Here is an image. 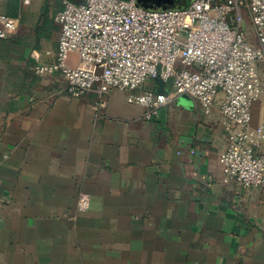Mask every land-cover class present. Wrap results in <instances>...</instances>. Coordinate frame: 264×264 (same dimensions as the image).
<instances>
[{
  "label": "crops",
  "instance_id": "0c3cea01",
  "mask_svg": "<svg viewBox=\"0 0 264 264\" xmlns=\"http://www.w3.org/2000/svg\"><path fill=\"white\" fill-rule=\"evenodd\" d=\"M62 8L0 1L21 20L0 39V264H264V189L225 181L220 101L206 112L180 95L148 122L123 91L103 108L72 97L61 74L34 70L56 60ZM259 76L264 135L263 63Z\"/></svg>",
  "mask_w": 264,
  "mask_h": 264
},
{
  "label": "built area",
  "instance_id": "2783aa9c",
  "mask_svg": "<svg viewBox=\"0 0 264 264\" xmlns=\"http://www.w3.org/2000/svg\"><path fill=\"white\" fill-rule=\"evenodd\" d=\"M54 21L60 31L56 60L37 65L38 75L61 74L72 97L96 93L102 108L113 90L128 93L129 103L145 108L148 122L180 95L206 112L220 101L229 141L219 159L224 179L245 191L264 189V135L254 129L252 112L261 94L264 0H195L168 9L146 8L139 0H63ZM20 27V18L0 15V39ZM72 55L78 57L74 66ZM158 79L167 94L144 89L158 86Z\"/></svg>",
  "mask_w": 264,
  "mask_h": 264
},
{
  "label": "rangeland",
  "instance_id": "374dc122",
  "mask_svg": "<svg viewBox=\"0 0 264 264\" xmlns=\"http://www.w3.org/2000/svg\"><path fill=\"white\" fill-rule=\"evenodd\" d=\"M195 0H144V4L157 8V9H167V8H182L186 7L190 4H192ZM223 2H229V1H234V0H221ZM236 1V0H235ZM245 20H246V27L247 31L249 33V36L251 40L254 41V31L253 27L249 21V16L248 14L245 13ZM264 64V62H263ZM157 82V81H156ZM188 96V95H186Z\"/></svg>",
  "mask_w": 264,
  "mask_h": 264
},
{
  "label": "water",
  "instance_id": "95a60500",
  "mask_svg": "<svg viewBox=\"0 0 264 264\" xmlns=\"http://www.w3.org/2000/svg\"><path fill=\"white\" fill-rule=\"evenodd\" d=\"M139 2H140V4H141L142 6H144V7H146V8L157 9V8H154V7H151V6L145 5V4H144V0H139ZM167 9H168V8H167ZM157 84H158V86H159V90H158V92L161 93V94H167L166 91H165V83H164L162 80L158 79V80H157Z\"/></svg>",
  "mask_w": 264,
  "mask_h": 264
}]
</instances>
